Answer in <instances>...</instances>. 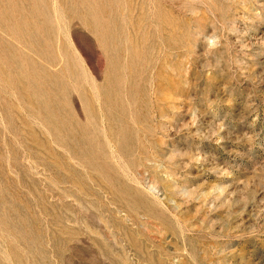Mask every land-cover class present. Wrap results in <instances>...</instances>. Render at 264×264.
I'll return each mask as SVG.
<instances>
[{
	"label": "rangeland",
	"instance_id": "rangeland-1",
	"mask_svg": "<svg viewBox=\"0 0 264 264\" xmlns=\"http://www.w3.org/2000/svg\"><path fill=\"white\" fill-rule=\"evenodd\" d=\"M0 264H264V0H0Z\"/></svg>",
	"mask_w": 264,
	"mask_h": 264
}]
</instances>
